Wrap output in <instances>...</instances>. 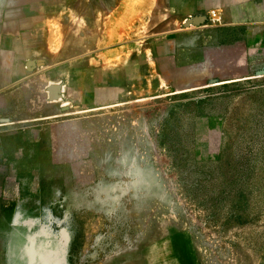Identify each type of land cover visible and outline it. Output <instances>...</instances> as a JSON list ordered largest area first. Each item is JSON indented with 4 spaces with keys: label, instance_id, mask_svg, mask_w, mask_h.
Returning <instances> with one entry per match:
<instances>
[{
    "label": "rangeland",
    "instance_id": "1",
    "mask_svg": "<svg viewBox=\"0 0 264 264\" xmlns=\"http://www.w3.org/2000/svg\"><path fill=\"white\" fill-rule=\"evenodd\" d=\"M7 89L0 264H264V0H0Z\"/></svg>",
    "mask_w": 264,
    "mask_h": 264
},
{
    "label": "crops",
    "instance_id": "2",
    "mask_svg": "<svg viewBox=\"0 0 264 264\" xmlns=\"http://www.w3.org/2000/svg\"><path fill=\"white\" fill-rule=\"evenodd\" d=\"M34 62H37L36 65L31 66L29 64V66L27 65L29 61L26 62L25 67L31 71L33 70L36 66L38 65H44V61L42 60H33ZM7 73V77L10 78H14L15 74H14V69H10V65L8 62V67L6 70ZM88 73H86L87 76ZM45 77V76H44ZM55 84L54 82H49L47 83L46 87H45V104H44V109L40 110L41 112H36V113H32L30 116L25 117V120H30V121H36V120H44V121H49L51 119L54 118H58L60 116H63L64 112L66 110H70V108H68L65 104H63V102H56L57 100H51L49 98V86ZM13 89V88H12ZM12 89H7L4 92H0V95H7L9 96V94L11 93V91H15ZM63 90H64V85H63ZM63 92V91H62ZM6 93V94H4ZM62 99V98H61ZM8 100V99H7ZM77 104V103H76ZM4 115L0 112V127L3 124H9L12 123L10 119L12 117L9 116V118H3ZM74 120L71 119H66V120H60V121H55L54 123H50L48 128H49V134L51 135V141H52V148L54 150L55 153V158H70L73 157V150H72V145H68L69 144V137L71 136V132L69 130V127H72L74 125ZM40 140V139H39ZM38 139L34 140L33 143H36V141H39Z\"/></svg>",
    "mask_w": 264,
    "mask_h": 264
},
{
    "label": "water",
    "instance_id": "3",
    "mask_svg": "<svg viewBox=\"0 0 264 264\" xmlns=\"http://www.w3.org/2000/svg\"><path fill=\"white\" fill-rule=\"evenodd\" d=\"M51 89H52V92H53V91L58 90V87H57V86H54V87H52ZM52 97H54V96L52 95Z\"/></svg>",
    "mask_w": 264,
    "mask_h": 264
}]
</instances>
